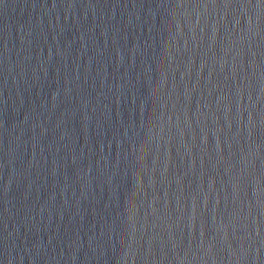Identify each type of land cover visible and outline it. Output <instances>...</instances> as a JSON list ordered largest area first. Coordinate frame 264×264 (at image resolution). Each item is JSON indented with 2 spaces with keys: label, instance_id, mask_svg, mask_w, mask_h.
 Masks as SVG:
<instances>
[{
  "label": "water",
  "instance_id": "water-1",
  "mask_svg": "<svg viewBox=\"0 0 264 264\" xmlns=\"http://www.w3.org/2000/svg\"><path fill=\"white\" fill-rule=\"evenodd\" d=\"M0 264H264V0H0Z\"/></svg>",
  "mask_w": 264,
  "mask_h": 264
}]
</instances>
